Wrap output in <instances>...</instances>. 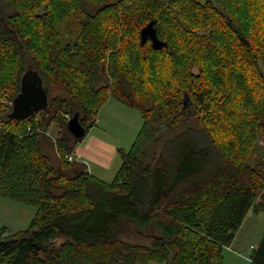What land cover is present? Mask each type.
Masks as SVG:
<instances>
[{
    "label": "trees",
    "instance_id": "trees-1",
    "mask_svg": "<svg viewBox=\"0 0 264 264\" xmlns=\"http://www.w3.org/2000/svg\"><path fill=\"white\" fill-rule=\"evenodd\" d=\"M150 22L160 49L141 43ZM27 64L49 97L39 121L8 116ZM109 98L143 125L104 182L68 160L67 116L88 131ZM0 197L36 209L0 264H223L264 212V0H0Z\"/></svg>",
    "mask_w": 264,
    "mask_h": 264
},
{
    "label": "rangeland",
    "instance_id": "rangeland-1",
    "mask_svg": "<svg viewBox=\"0 0 264 264\" xmlns=\"http://www.w3.org/2000/svg\"><path fill=\"white\" fill-rule=\"evenodd\" d=\"M96 7L90 6L88 7L89 11H94ZM28 63H30L28 61ZM30 69V64H27L26 70ZM189 101V100H188ZM119 105L122 107V109H125V111H128V118L123 119L119 116H117L118 112L112 111V117H116V125L115 129H110L107 132L106 140L109 142L110 150H113L112 146H120L123 147L125 151H129L132 147L136 135L139 133L142 125H143V119L138 110L135 109H129L119 103L114 98H109V102L101 112L105 113L109 108H111V105ZM41 112H38L35 114L36 121H39L42 117L45 115H40ZM103 127V124H102ZM60 130V125L58 124H52L48 131L46 132V135L49 136L51 140V136L56 138V135L58 134V131ZM99 130L94 129L90 133H86V135L82 138V140L78 143H81L84 139L83 143H86L89 141L94 135H97ZM55 140H53L54 142ZM260 144H263V141L260 142ZM80 145V144H78ZM50 149V148H49ZM156 150V147L154 149L150 150V153L152 154L153 151ZM50 154V157L52 159V164L55 166L57 165L59 161V155L56 150L48 151ZM110 155L112 156L113 151H108ZM109 161V160H108ZM122 164V158L121 155H117L112 159L110 168L112 171H110V175L106 177L107 182H111L114 180L117 171L120 168V165ZM36 214V209L33 206L23 204L21 202H17L8 198L0 197V239H5L9 236H12L15 233L22 232L26 230L32 220L34 219V216ZM4 232H3V231ZM264 234V212L257 213L253 209L250 210L241 226L239 231L236 234L235 240L231 247L224 248L223 250V256H224V262L223 264H250V255L252 254L253 249L259 244L262 236ZM126 240L135 242V243H143V244H150L151 238L150 237H142L140 235H132L129 238H126ZM62 240H58V243H60ZM174 257V249H169L168 259L167 263L172 261ZM150 264H156V263H150Z\"/></svg>",
    "mask_w": 264,
    "mask_h": 264
},
{
    "label": "water",
    "instance_id": "water-1",
    "mask_svg": "<svg viewBox=\"0 0 264 264\" xmlns=\"http://www.w3.org/2000/svg\"><path fill=\"white\" fill-rule=\"evenodd\" d=\"M151 39L152 45L160 49L165 43L157 37L153 23L150 22L141 31V43L145 44ZM189 96L184 97V104L188 105ZM49 106V97L45 90L44 81L38 71L28 69L22 76L20 92L15 96L9 118L25 120L34 114L46 110ZM69 132L77 139H82L87 131L80 123L76 113L67 122Z\"/></svg>",
    "mask_w": 264,
    "mask_h": 264
},
{
    "label": "crops",
    "instance_id": "crops-1",
    "mask_svg": "<svg viewBox=\"0 0 264 264\" xmlns=\"http://www.w3.org/2000/svg\"><path fill=\"white\" fill-rule=\"evenodd\" d=\"M108 102H109V99L99 110V113L96 118L97 119L96 124L87 131V134H88L92 132L94 129H97L99 130V132H101V134L98 133L97 135H94L86 143H83L85 139L84 138L81 143H77L75 150L72 154L73 159L75 161L84 162L88 167V171L92 175H94L96 178L104 182H107L106 177H108V175H110V171H112V169L110 168L112 159L116 156V154L120 155L119 149H123V147H120V146H112L113 150H110L111 145H109V142L106 140V136H107L106 134L110 129L112 128L115 129V125H116L115 119L117 116L121 117L122 120L126 119V117L128 118L127 116L128 111H125V109H122V107H120L119 105H115V104L111 105V108H109L107 112L102 113L101 115L102 110L106 108ZM112 111H114V113L118 112L120 114H118L115 117H112L111 116L113 113ZM102 124H103V127H102ZM51 138L54 139L53 136H51ZM108 151H111V152L113 151L112 156L110 155Z\"/></svg>",
    "mask_w": 264,
    "mask_h": 264
},
{
    "label": "built area",
    "instance_id": "built-area-1",
    "mask_svg": "<svg viewBox=\"0 0 264 264\" xmlns=\"http://www.w3.org/2000/svg\"><path fill=\"white\" fill-rule=\"evenodd\" d=\"M67 119L69 120L70 119V117L69 116H67ZM68 160L69 161H73L74 159H73V156L71 155V156H68Z\"/></svg>",
    "mask_w": 264,
    "mask_h": 264
}]
</instances>
